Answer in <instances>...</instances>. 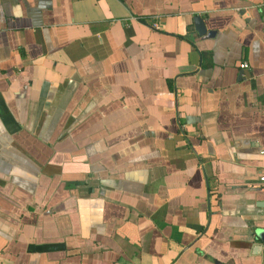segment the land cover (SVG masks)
Wrapping results in <instances>:
<instances>
[{
    "label": "crops",
    "instance_id": "crops-1",
    "mask_svg": "<svg viewBox=\"0 0 264 264\" xmlns=\"http://www.w3.org/2000/svg\"><path fill=\"white\" fill-rule=\"evenodd\" d=\"M263 2L0 0V264H264Z\"/></svg>",
    "mask_w": 264,
    "mask_h": 264
},
{
    "label": "water",
    "instance_id": "water-1",
    "mask_svg": "<svg viewBox=\"0 0 264 264\" xmlns=\"http://www.w3.org/2000/svg\"><path fill=\"white\" fill-rule=\"evenodd\" d=\"M194 21H195L196 29L201 36H204V37H214L215 36L216 34L215 31H211V32L207 31L205 22L201 17H195Z\"/></svg>",
    "mask_w": 264,
    "mask_h": 264
},
{
    "label": "built area",
    "instance_id": "built-area-1",
    "mask_svg": "<svg viewBox=\"0 0 264 264\" xmlns=\"http://www.w3.org/2000/svg\"><path fill=\"white\" fill-rule=\"evenodd\" d=\"M263 6H264V2H263ZM157 26H158V25L155 24V27H157ZM241 68H242V69H247V68H248V64H247V63H243V64L241 65ZM261 180L264 181V178H262Z\"/></svg>",
    "mask_w": 264,
    "mask_h": 264
}]
</instances>
